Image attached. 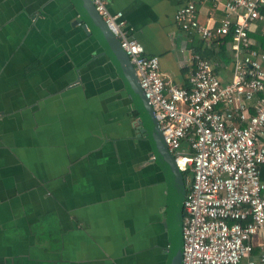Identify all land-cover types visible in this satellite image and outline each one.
<instances>
[{"label": "crops", "instance_id": "0c3cea01", "mask_svg": "<svg viewBox=\"0 0 264 264\" xmlns=\"http://www.w3.org/2000/svg\"><path fill=\"white\" fill-rule=\"evenodd\" d=\"M187 1L106 0L183 86L190 54L208 46L174 22ZM195 1L199 22L218 24L222 6ZM258 33L264 18L249 30L264 51ZM230 44L204 57L222 84L234 73ZM138 115L71 0H0V264H133L143 249L164 264V181ZM252 244L238 264H264V232Z\"/></svg>", "mask_w": 264, "mask_h": 264}, {"label": "built area", "instance_id": "2783aa9c", "mask_svg": "<svg viewBox=\"0 0 264 264\" xmlns=\"http://www.w3.org/2000/svg\"><path fill=\"white\" fill-rule=\"evenodd\" d=\"M89 1L132 64L185 176L181 264H238L264 232V51L252 48L249 36L253 22L264 18V0H201L222 6L218 24L199 22L195 0L177 8L178 28L206 44L230 35L234 58L232 80L222 84L210 60L192 52L186 86L166 80L158 57L145 52L121 11L111 12L106 0Z\"/></svg>", "mask_w": 264, "mask_h": 264}, {"label": "water", "instance_id": "95a60500", "mask_svg": "<svg viewBox=\"0 0 264 264\" xmlns=\"http://www.w3.org/2000/svg\"><path fill=\"white\" fill-rule=\"evenodd\" d=\"M79 20L87 33L94 35L103 52L106 53L119 75L138 112L139 134L148 138L151 155L159 167L164 181V200L166 216L162 225L165 229L167 247L164 264H181L183 198L185 176L178 169L174 157L168 151L151 105L143 95L134 68L121 49L117 38L109 31L101 16L89 0H71Z\"/></svg>", "mask_w": 264, "mask_h": 264}, {"label": "trees", "instance_id": "16d2710c", "mask_svg": "<svg viewBox=\"0 0 264 264\" xmlns=\"http://www.w3.org/2000/svg\"><path fill=\"white\" fill-rule=\"evenodd\" d=\"M256 37H257V40H258V44H260L261 46L264 47V33L260 34V35L258 33L256 35ZM230 41H231V36L230 35H226V36L222 37L221 39H219V40H217L215 42H212L211 44H207L208 48L207 47H202V46H204V43L201 41L203 43L202 46L195 47L196 48L195 50L197 52H199L203 57L208 58L214 52V49H213V46H212L213 44L217 45L218 46V51L222 52V51H225V48H226L227 44ZM209 47H211V48H209ZM262 169H264V166L261 167V170Z\"/></svg>", "mask_w": 264, "mask_h": 264}, {"label": "flooded vegetation", "instance_id": "af4514ba", "mask_svg": "<svg viewBox=\"0 0 264 264\" xmlns=\"http://www.w3.org/2000/svg\"><path fill=\"white\" fill-rule=\"evenodd\" d=\"M141 247H143V246H141ZM155 247H157V245H155ZM146 254H147V252L145 249H143L142 251H137L134 254V258L132 259L133 264H149V261H151V256L149 254L148 255H146Z\"/></svg>", "mask_w": 264, "mask_h": 264}]
</instances>
